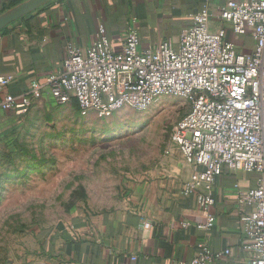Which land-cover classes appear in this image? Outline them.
I'll return each instance as SVG.
<instances>
[{"label":"built area","instance_id":"1","mask_svg":"<svg viewBox=\"0 0 264 264\" xmlns=\"http://www.w3.org/2000/svg\"><path fill=\"white\" fill-rule=\"evenodd\" d=\"M178 42H161L142 50L138 33L129 29L120 52H113L103 24L86 48L68 43L59 73L46 87L31 83L21 95L6 90L14 76H0V110L24 115L47 89L52 104L74 101L80 117L107 119L123 109L147 111L162 97L180 98L188 110L170 134L166 155L180 154L202 168L182 186L184 195L210 189L223 168L256 174V187L238 191V205H249L240 217L241 248L254 254L251 264H264V0H235L214 5L204 0ZM248 35L250 52H241L235 37ZM206 220L198 230L211 231L213 198L199 193ZM183 223V228H188ZM190 261L211 264L230 254L213 255L204 243Z\"/></svg>","mask_w":264,"mask_h":264},{"label":"crops","instance_id":"2","mask_svg":"<svg viewBox=\"0 0 264 264\" xmlns=\"http://www.w3.org/2000/svg\"><path fill=\"white\" fill-rule=\"evenodd\" d=\"M20 0H0V12ZM204 0H59L51 6L11 24L0 33V76H14L6 90L21 95L33 82L46 87L50 75L59 73L68 43L86 49L103 24L113 52L121 51L125 33L135 30L142 50H154L164 41L177 44L179 33L191 24ZM222 5L235 0H210ZM241 52H250L248 35L235 37ZM53 105L47 89L28 111ZM54 106V105H53ZM23 117V116H22ZM22 117L0 110V142L5 143ZM7 143V142H6ZM175 171L130 186L115 207L99 213L86 212L70 226L45 234V256L59 264H178L190 261L204 243L213 255L230 254L211 264H251L254 254L241 248V215L249 205H238V191L256 187V174L224 167L210 189L191 195L183 184L202 168L185 163L179 153ZM213 198L209 213L215 217L211 231L198 230L206 220L198 205L199 193ZM188 223V228L182 224ZM47 238V239H46ZM53 246L52 250L49 248ZM44 245H42V248ZM44 250V249H43ZM57 264V263H56Z\"/></svg>","mask_w":264,"mask_h":264},{"label":"rangeland","instance_id":"3","mask_svg":"<svg viewBox=\"0 0 264 264\" xmlns=\"http://www.w3.org/2000/svg\"><path fill=\"white\" fill-rule=\"evenodd\" d=\"M41 109L22 115L0 142V264H52L45 234L115 207L130 186L179 168L165 151L188 110L180 98L107 119L80 117L74 101Z\"/></svg>","mask_w":264,"mask_h":264},{"label":"water","instance_id":"4","mask_svg":"<svg viewBox=\"0 0 264 264\" xmlns=\"http://www.w3.org/2000/svg\"><path fill=\"white\" fill-rule=\"evenodd\" d=\"M59 0H21L17 4L8 7L0 12V32L11 24L22 20L23 18L35 13Z\"/></svg>","mask_w":264,"mask_h":264},{"label":"trees","instance_id":"5","mask_svg":"<svg viewBox=\"0 0 264 264\" xmlns=\"http://www.w3.org/2000/svg\"><path fill=\"white\" fill-rule=\"evenodd\" d=\"M20 1H21V0H20ZM18 2H19V1H18ZM18 2L13 3L11 6L17 4ZM52 4H53V3H51V4H49V5H46V6L43 7L42 9H45V8L51 6ZM9 7H10V6H9ZM6 9H7V8H6ZM2 11H4V9H3ZM2 11H1V12H2ZM6 29H7V28H6ZM6 29L2 30L0 33H4V31H5ZM38 237H40V236H38ZM52 249H53V246L51 245V247L49 248V250H52Z\"/></svg>","mask_w":264,"mask_h":264}]
</instances>
